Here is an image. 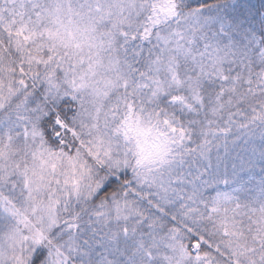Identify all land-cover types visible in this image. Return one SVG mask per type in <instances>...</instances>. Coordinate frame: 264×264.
I'll list each match as a JSON object with an SVG mask.
<instances>
[{"label": "snow or ice", "instance_id": "6c2138e0", "mask_svg": "<svg viewBox=\"0 0 264 264\" xmlns=\"http://www.w3.org/2000/svg\"><path fill=\"white\" fill-rule=\"evenodd\" d=\"M0 264H264V0H0Z\"/></svg>", "mask_w": 264, "mask_h": 264}]
</instances>
